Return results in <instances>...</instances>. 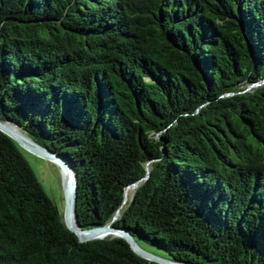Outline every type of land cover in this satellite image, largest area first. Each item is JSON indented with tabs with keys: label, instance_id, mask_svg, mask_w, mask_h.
Returning <instances> with one entry per match:
<instances>
[{
	"label": "trees",
	"instance_id": "trees-1",
	"mask_svg": "<svg viewBox=\"0 0 264 264\" xmlns=\"http://www.w3.org/2000/svg\"><path fill=\"white\" fill-rule=\"evenodd\" d=\"M262 80L264 0H0V120L70 162L82 229L176 262L264 264ZM0 264L155 263L80 243L0 133Z\"/></svg>",
	"mask_w": 264,
	"mask_h": 264
},
{
	"label": "water",
	"instance_id": "water-1",
	"mask_svg": "<svg viewBox=\"0 0 264 264\" xmlns=\"http://www.w3.org/2000/svg\"><path fill=\"white\" fill-rule=\"evenodd\" d=\"M242 34L244 35V33ZM261 83H264V80H262ZM258 85L259 84H253L247 90ZM0 133L4 134L12 142H14L21 151L27 152L37 158L53 163L59 169L61 175L63 200L62 221L65 227L77 237L80 243L102 240L106 237H117L125 240L132 252L146 261L155 264H185L158 256L143 249L127 231L115 228L112 225V222L106 224L103 227L82 229L79 225L76 214L78 179L77 174L73 170L70 162L62 155L43 147L42 145L31 139L26 132L21 130L20 127L13 124L11 121L0 120ZM135 187L136 184H133L126 188L124 197L125 201L127 200L128 190ZM117 215L118 213H116L114 219L117 218Z\"/></svg>",
	"mask_w": 264,
	"mask_h": 264
},
{
	"label": "rangeland",
	"instance_id": "rangeland-1",
	"mask_svg": "<svg viewBox=\"0 0 264 264\" xmlns=\"http://www.w3.org/2000/svg\"><path fill=\"white\" fill-rule=\"evenodd\" d=\"M21 152L43 192L53 202L57 210L62 214L63 200L61 175L59 169L53 163L37 158L27 152ZM133 189L134 188H130L129 191ZM140 245L143 249L166 258V255L156 247L143 243Z\"/></svg>",
	"mask_w": 264,
	"mask_h": 264
}]
</instances>
